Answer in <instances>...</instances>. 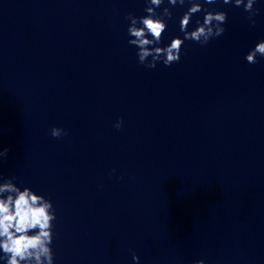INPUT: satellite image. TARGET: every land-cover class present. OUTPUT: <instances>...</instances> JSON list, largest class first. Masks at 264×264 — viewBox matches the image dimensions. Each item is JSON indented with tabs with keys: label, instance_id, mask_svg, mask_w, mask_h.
<instances>
[{
	"label": "clouds",
	"instance_id": "1",
	"mask_svg": "<svg viewBox=\"0 0 264 264\" xmlns=\"http://www.w3.org/2000/svg\"><path fill=\"white\" fill-rule=\"evenodd\" d=\"M165 0H145L147 15L137 17L129 14L128 44L135 46L139 63L149 69H154L157 63L165 66L178 63L181 59L185 41H193L200 46H206L211 39L220 37L225 28L227 13L218 10H208L205 5H213L217 0H167L171 6L190 5L180 18V31L183 38L174 37L171 42L161 47L163 33L167 29L165 17L171 18L172 11L164 7L158 14ZM225 5L243 7L248 20L255 25L254 16L259 9L254 5L257 0H222ZM204 12L203 21H196V27L189 31L192 17ZM151 37V38H149ZM264 57V40L258 42L245 56L249 64H256L257 57ZM151 57V59H149ZM123 119H119L114 127L120 129ZM51 135L55 138L66 136L67 132L60 127H53ZM10 149L0 150V160L8 156ZM114 171V170H113ZM14 178L5 179L0 176V260L4 264H54L52 244L54 240V221L57 219L53 203L44 195L37 194L30 187H19L13 182ZM133 261L139 262V257L133 255ZM193 264H205L204 260H196Z\"/></svg>",
	"mask_w": 264,
	"mask_h": 264
}]
</instances>
